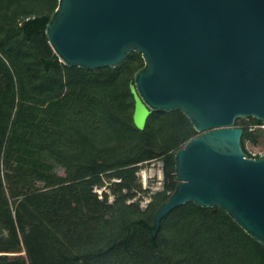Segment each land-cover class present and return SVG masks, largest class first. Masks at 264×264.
Listing matches in <instances>:
<instances>
[{
	"label": "trees",
	"instance_id": "16d2710c",
	"mask_svg": "<svg viewBox=\"0 0 264 264\" xmlns=\"http://www.w3.org/2000/svg\"><path fill=\"white\" fill-rule=\"evenodd\" d=\"M57 3L0 0V264H264V247L221 209L179 206L152 237L178 183L174 154L198 134L179 111L136 128L140 54L93 71L60 63L44 35ZM261 126L235 122L248 157L247 144L264 151ZM153 160L162 189L142 210L130 202L147 193L136 173Z\"/></svg>",
	"mask_w": 264,
	"mask_h": 264
},
{
	"label": "water",
	"instance_id": "95a60500",
	"mask_svg": "<svg viewBox=\"0 0 264 264\" xmlns=\"http://www.w3.org/2000/svg\"><path fill=\"white\" fill-rule=\"evenodd\" d=\"M44 35L59 62L116 68L132 54L133 123L179 111L198 134L174 154L178 183L155 217L193 203L223 210L264 247V152L248 157L236 120L264 126V0H58Z\"/></svg>",
	"mask_w": 264,
	"mask_h": 264
},
{
	"label": "rangeland",
	"instance_id": "374dc122",
	"mask_svg": "<svg viewBox=\"0 0 264 264\" xmlns=\"http://www.w3.org/2000/svg\"><path fill=\"white\" fill-rule=\"evenodd\" d=\"M264 130V126H261ZM251 130V129H250ZM246 148L247 150L252 154V156H259L260 154H262L264 151L258 147H252L250 146L249 144L246 145ZM139 172H142V176H139L136 174L137 178H138V181L139 183L141 184V188L142 190L143 189V186H144V176L145 177H149V178H152L153 174H155V181H156V174L160 173L161 174V179L163 181V171H162V163L160 160H153L151 161L149 164H145L143 166H140L139 167V170H138V173ZM116 181V180H114ZM162 181H161V186H157L155 188H150V189H147V193L144 194L142 192H139L136 197L131 201V202H135V201H139V205H140V208L143 210L146 208L147 204L150 202L151 198L150 196L152 194H154L155 192H158L162 189ZM94 192L99 196L101 197V193L102 192H106L107 194H109V191L106 189V187H103V188H94ZM113 199L112 196H109V202H111ZM23 255V253L21 254Z\"/></svg>",
	"mask_w": 264,
	"mask_h": 264
},
{
	"label": "built area",
	"instance_id": "2783aa9c",
	"mask_svg": "<svg viewBox=\"0 0 264 264\" xmlns=\"http://www.w3.org/2000/svg\"><path fill=\"white\" fill-rule=\"evenodd\" d=\"M137 175H139V176H142V172H137L136 173ZM157 176V178H156V181H155V179H154V177H155V174H153V176H152V178H149V177H145L144 176V186H143V189L144 190H147V189H150V188H155V187H159V186H161V181H162V179H161V174L160 173H158V174H156ZM131 202V201H130Z\"/></svg>",
	"mask_w": 264,
	"mask_h": 264
}]
</instances>
